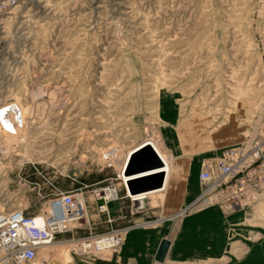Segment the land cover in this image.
<instances>
[{"label": "rangeland", "instance_id": "374dc122", "mask_svg": "<svg viewBox=\"0 0 264 264\" xmlns=\"http://www.w3.org/2000/svg\"><path fill=\"white\" fill-rule=\"evenodd\" d=\"M13 107L23 128L10 132L0 122V208L37 214L56 187L86 185L88 219L101 232L108 223L100 213L93 224L90 190L120 183L116 163L129 148L160 138L170 154L187 153L176 160L190 167L258 137L264 0L21 2L0 18V109ZM182 132L194 136L187 146ZM123 190L115 226L128 227L136 212ZM261 197L243 201L239 214ZM59 248L68 264H101L119 251L77 256Z\"/></svg>", "mask_w": 264, "mask_h": 264}, {"label": "built area", "instance_id": "2783aa9c", "mask_svg": "<svg viewBox=\"0 0 264 264\" xmlns=\"http://www.w3.org/2000/svg\"><path fill=\"white\" fill-rule=\"evenodd\" d=\"M24 1L0 0V18ZM201 166L198 174L201 192L183 213L208 204L231 213L255 194L264 195V125L250 147L229 148L222 156L207 158ZM118 179L120 183H107L90 190L98 213L105 214L108 223V228L101 232L94 231L87 216L86 185L69 190L56 187L47 209L37 214L0 208V264H68L58 249L44 248L55 245L66 247L77 256L117 253L126 232L132 228L115 226L116 219L109 211L110 203L119 199L121 186L127 190L120 173ZM127 197L136 200L128 191ZM85 229L87 232L80 234Z\"/></svg>", "mask_w": 264, "mask_h": 264}, {"label": "crops", "instance_id": "0c3cea01", "mask_svg": "<svg viewBox=\"0 0 264 264\" xmlns=\"http://www.w3.org/2000/svg\"><path fill=\"white\" fill-rule=\"evenodd\" d=\"M11 110L15 112L14 107ZM190 134L183 133L185 146L190 138H194ZM244 146L248 148L250 144ZM186 154H171L172 170L162 189L160 205L152 206L151 199L133 201L127 197V190L123 186V198L132 203L130 212H136L132 213L135 223L126 232L113 260L102 259L101 264H264V195L259 194L262 199L249 208L251 213L244 208L245 216L239 214L243 207L226 213L215 205L202 211L178 215L201 192L198 182L201 165L194 163L187 167L185 162L176 160ZM114 203H110L111 216L118 222L123 219V214L119 213L122 207L118 201L119 207L113 210ZM95 216L97 218L92 220L93 224L102 218L99 213ZM88 218L91 220L93 216ZM80 233L85 234L83 231ZM163 238H167L171 245L161 262L155 258Z\"/></svg>", "mask_w": 264, "mask_h": 264}, {"label": "bare ground", "instance_id": "6f19581e", "mask_svg": "<svg viewBox=\"0 0 264 264\" xmlns=\"http://www.w3.org/2000/svg\"><path fill=\"white\" fill-rule=\"evenodd\" d=\"M2 112V111H1ZM3 117H1L0 122H1V126H3V128H7L10 130V132H19V128H23V126H21V114L20 112H17L15 110L12 111L11 109L9 110H4L3 112ZM25 121V120H24ZM14 131H12V129H15ZM147 149L151 150V152L154 153L156 159L158 160V165L156 166H152L149 168H145L144 170H140L137 172H130L126 171L127 170V166L130 163V160L132 158H134L135 156H138L140 154H144ZM126 154L124 155V159L122 161H118L116 163V168L120 169V176L122 177V184L126 183L127 184V191H128V195L129 196H134V199L138 200V201H145L146 199H154L156 197H160L162 195V189L165 187V181L168 178V176L171 173L172 170V165H173V159L171 158V154L170 152L167 151V149L165 148L164 143L162 142V140L160 138H152V137H148L147 139H145L142 143H140L139 145L133 147V148H129L128 151L125 152ZM109 157V156H108ZM114 157H116L114 155ZM113 157V159H114ZM111 161V163H115L116 159L113 161ZM164 175V186L159 190V189H154L151 191H147V192H141V193H137L134 194L132 193V191L129 188V184L128 182H130L131 180H137V179H142L145 177H153V176H158V175ZM184 209L181 210V212H179L178 215L181 214H185L183 213ZM128 232V231H127ZM44 248H47L49 251L53 248V249H60L59 247L55 246H46Z\"/></svg>", "mask_w": 264, "mask_h": 264}, {"label": "water", "instance_id": "95a60500", "mask_svg": "<svg viewBox=\"0 0 264 264\" xmlns=\"http://www.w3.org/2000/svg\"><path fill=\"white\" fill-rule=\"evenodd\" d=\"M158 165V160L156 159L155 155L151 150L147 149V151L144 154H140L138 156H135L130 160V163L127 166V170L130 172H137L140 170H144L145 168H149L152 166ZM151 178L150 181L146 182L143 185H137L135 182L137 180H131L128 182L129 188L132 191V193L137 194L141 192H147L151 191L154 189H161L164 186V175H158V176H153L149 177ZM148 178V180H149ZM147 178H145L146 180ZM160 248L156 254V260L157 261H164V258L170 248V241L167 238H163V240L160 243Z\"/></svg>", "mask_w": 264, "mask_h": 264}]
</instances>
